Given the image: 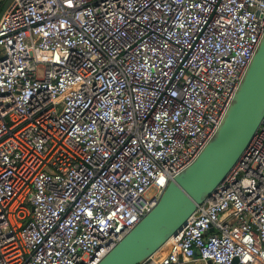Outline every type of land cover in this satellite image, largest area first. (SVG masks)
<instances>
[{"label": "built area", "instance_id": "built-area-1", "mask_svg": "<svg viewBox=\"0 0 264 264\" xmlns=\"http://www.w3.org/2000/svg\"><path fill=\"white\" fill-rule=\"evenodd\" d=\"M263 35L264 0H14L0 20V264H99L213 138ZM236 260L264 264V121L142 264Z\"/></svg>", "mask_w": 264, "mask_h": 264}, {"label": "water", "instance_id": "water-1", "mask_svg": "<svg viewBox=\"0 0 264 264\" xmlns=\"http://www.w3.org/2000/svg\"><path fill=\"white\" fill-rule=\"evenodd\" d=\"M13 1H6L0 20ZM263 121L264 35L213 138L168 185L156 207L99 264H142L158 253L225 180Z\"/></svg>", "mask_w": 264, "mask_h": 264}, {"label": "trees", "instance_id": "trees-1", "mask_svg": "<svg viewBox=\"0 0 264 264\" xmlns=\"http://www.w3.org/2000/svg\"><path fill=\"white\" fill-rule=\"evenodd\" d=\"M4 6H5V1L0 2V15H1L3 9H4Z\"/></svg>", "mask_w": 264, "mask_h": 264}, {"label": "rangeland", "instance_id": "rangeland-1", "mask_svg": "<svg viewBox=\"0 0 264 264\" xmlns=\"http://www.w3.org/2000/svg\"><path fill=\"white\" fill-rule=\"evenodd\" d=\"M3 1H5V3H6L7 0H2L1 2H3ZM42 75H43L42 70H40L39 76L42 77Z\"/></svg>", "mask_w": 264, "mask_h": 264}]
</instances>
